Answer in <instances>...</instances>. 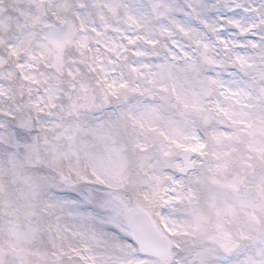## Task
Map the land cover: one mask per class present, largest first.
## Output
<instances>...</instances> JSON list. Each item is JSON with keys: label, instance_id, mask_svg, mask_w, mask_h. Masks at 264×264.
Here are the masks:
<instances>
[{"label": "snow or ice", "instance_id": "obj_1", "mask_svg": "<svg viewBox=\"0 0 264 264\" xmlns=\"http://www.w3.org/2000/svg\"><path fill=\"white\" fill-rule=\"evenodd\" d=\"M88 7L3 43L22 88L0 87V159L39 264H264V181L239 195L264 169L242 149L264 130V0H147L125 27Z\"/></svg>", "mask_w": 264, "mask_h": 264}, {"label": "rangeland", "instance_id": "obj_2", "mask_svg": "<svg viewBox=\"0 0 264 264\" xmlns=\"http://www.w3.org/2000/svg\"><path fill=\"white\" fill-rule=\"evenodd\" d=\"M72 2L74 0H0V87H12L17 93L22 88V82L14 76V60L10 57L5 58L7 50L3 47L4 41L16 42L28 34H38L48 21H51L57 28H61L65 22L64 17L62 16L61 20L57 22L50 15L52 11L50 5ZM85 3L89 7L81 10L83 19L89 22L95 19L99 24L102 18L108 22L107 27L112 25L125 27V18L131 15L125 5L131 6L132 11H135L147 3V0H85ZM105 3L109 5L107 8L104 7ZM67 15L71 16L70 10ZM37 18H39V22H37ZM251 19L253 18L244 17L245 22ZM74 20L73 16L67 20V23L71 24ZM109 34L117 35L111 32ZM243 123L246 129L250 127L249 122L244 121ZM242 149L250 159L253 153L257 157L264 153V130L257 129L254 133H250L249 139L242 143ZM2 152L3 148L0 147V153ZM6 169V162L0 159V184L8 192L6 206H0V262L2 264H18V258L23 257V264H39L49 243L48 238L42 233L30 231L24 211L19 207L16 199V189L19 187L17 176L7 173ZM249 175H251L250 179L247 178L245 183L240 186L239 195L241 199L252 202L257 196L256 186L264 181V170L260 173L256 170L255 173ZM249 188H251L249 190L251 194L247 195L246 191Z\"/></svg>", "mask_w": 264, "mask_h": 264}, {"label": "bare ground", "instance_id": "obj_3", "mask_svg": "<svg viewBox=\"0 0 264 264\" xmlns=\"http://www.w3.org/2000/svg\"><path fill=\"white\" fill-rule=\"evenodd\" d=\"M249 159H250V158H249ZM257 170H258L259 173H260V172L263 171L264 169L257 168ZM249 174H251V172H250ZM250 177H251V175H249V177H247V178L250 179ZM249 190H251V188L247 189V191H246L247 195H250V194H251ZM243 191H244V190H243ZM252 196H253V194H252Z\"/></svg>", "mask_w": 264, "mask_h": 264}]
</instances>
